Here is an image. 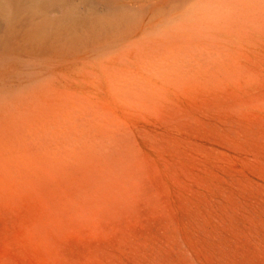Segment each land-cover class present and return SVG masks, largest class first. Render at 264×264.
Listing matches in <instances>:
<instances>
[{
  "label": "rangeland",
  "instance_id": "obj_1",
  "mask_svg": "<svg viewBox=\"0 0 264 264\" xmlns=\"http://www.w3.org/2000/svg\"><path fill=\"white\" fill-rule=\"evenodd\" d=\"M51 7L0 23V264H264V0Z\"/></svg>",
  "mask_w": 264,
  "mask_h": 264
},
{
  "label": "bare ground",
  "instance_id": "obj_2",
  "mask_svg": "<svg viewBox=\"0 0 264 264\" xmlns=\"http://www.w3.org/2000/svg\"><path fill=\"white\" fill-rule=\"evenodd\" d=\"M52 1L53 0H3V1H0V23H2V24H21V23L27 24V23H29L32 25L40 26V23L43 21L51 22L52 19L49 18L48 15L50 16L51 11H52V9H51L52 8L51 7ZM60 1H61V8L64 9L62 6L65 4V0H60ZM62 9H61V11H62ZM47 10L49 11L50 14L47 12ZM60 18H61V16H60ZM31 29H29V30L31 31ZM38 31L41 33L40 30H38ZM12 32H11V36H12ZM39 32L37 34H35L36 39H37V35L39 34ZM34 33H36V32H33V35H34ZM43 34L44 33H42V35ZM40 37H41V35H40ZM40 37H39V39H40ZM29 38L30 37H28L27 39H29Z\"/></svg>",
  "mask_w": 264,
  "mask_h": 264
}]
</instances>
